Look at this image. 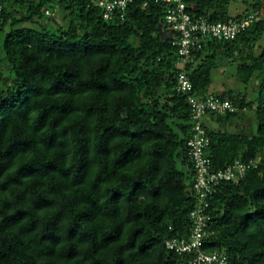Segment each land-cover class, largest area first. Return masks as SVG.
Instances as JSON below:
<instances>
[{
    "label": "trees",
    "instance_id": "1",
    "mask_svg": "<svg viewBox=\"0 0 264 264\" xmlns=\"http://www.w3.org/2000/svg\"><path fill=\"white\" fill-rule=\"evenodd\" d=\"M231 1L244 9L229 13ZM184 2L193 19H256L231 38H203L183 64L162 2L135 0L104 19L88 0H4L0 264H186L165 245L192 230L193 128L180 70L196 98L235 106L203 117L211 168L255 163L214 186L203 249L264 264V0ZM223 61L245 87L257 81L250 98L245 87L208 92Z\"/></svg>",
    "mask_w": 264,
    "mask_h": 264
},
{
    "label": "built area",
    "instance_id": "2",
    "mask_svg": "<svg viewBox=\"0 0 264 264\" xmlns=\"http://www.w3.org/2000/svg\"><path fill=\"white\" fill-rule=\"evenodd\" d=\"M101 9L104 19H110L114 13L123 11L135 0H88ZM146 5L148 2H162L167 5L164 19L168 27L177 33L174 44L177 47L178 60L186 64L192 60V49L200 45V41L207 37L228 39L246 29L256 14L251 13L244 17H229L221 21H209L202 17L192 18L186 10L184 0H142ZM4 0H0V11L3 9ZM45 15H53L54 10L50 7L44 9ZM176 88L186 94V101L190 107L191 123L193 133L188 139V155L194 168V179L192 182V194L194 206L189 211L192 222V230L188 237H171L166 240L165 245L178 254H187L186 264H233L228 257L219 251L207 252L203 249L204 240L208 235L209 196L214 186L228 181L238 180L243 177L247 169L255 166L252 161L233 163L223 168L212 169L209 158L204 150L208 145V137L205 135L202 121L209 113L223 115L235 110L233 102L228 99L207 97L196 98L191 94L192 83L184 70L176 74Z\"/></svg>",
    "mask_w": 264,
    "mask_h": 264
},
{
    "label": "rangeland",
    "instance_id": "3",
    "mask_svg": "<svg viewBox=\"0 0 264 264\" xmlns=\"http://www.w3.org/2000/svg\"><path fill=\"white\" fill-rule=\"evenodd\" d=\"M244 9V5L240 1H231L229 3V13L231 14H236L241 12ZM260 15L264 17V8L260 11ZM264 41V39H263ZM235 72V64L230 63V62H222V64L217 68L212 71V81L208 87V92L211 91H223L226 89H232L235 93L238 92L239 90H244L245 85L238 82L234 77L233 73ZM257 81L255 79L251 80L245 87V91L248 93V98H250V95L255 93V88ZM245 114L248 115H253L252 111L244 110ZM250 122L247 120H244L242 122V128L244 130H249L253 129L250 128L254 127V122L250 118ZM212 121H210L211 123ZM211 126H216L215 124L211 123ZM217 126L222 127V125L218 124Z\"/></svg>",
    "mask_w": 264,
    "mask_h": 264
},
{
    "label": "crops",
    "instance_id": "4",
    "mask_svg": "<svg viewBox=\"0 0 264 264\" xmlns=\"http://www.w3.org/2000/svg\"><path fill=\"white\" fill-rule=\"evenodd\" d=\"M210 120H211V119H210L209 117H205V118H204V122H205L206 124L208 123L209 125H211V123H212V124H215L216 126L218 125V124L215 123V122H211V123H210Z\"/></svg>",
    "mask_w": 264,
    "mask_h": 264
}]
</instances>
